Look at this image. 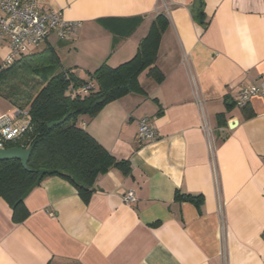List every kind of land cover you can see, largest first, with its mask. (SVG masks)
Segmentation results:
<instances>
[{
	"label": "crops",
	"instance_id": "crops-1",
	"mask_svg": "<svg viewBox=\"0 0 264 264\" xmlns=\"http://www.w3.org/2000/svg\"><path fill=\"white\" fill-rule=\"evenodd\" d=\"M194 1L38 0L79 26L70 40L50 36L35 52L54 49L83 80L132 59L163 14L155 67L164 79L144 72L143 94L78 119L128 161L127 175L98 176L87 203L66 180L48 177L24 199L29 215L19 224L0 199V264H264V100L235 105L240 89L264 82V0H201L205 25L193 17ZM6 54L2 43L0 62ZM0 105V117L16 116L6 100ZM143 118L156 140H137ZM183 195L202 202L176 198Z\"/></svg>",
	"mask_w": 264,
	"mask_h": 264
},
{
	"label": "trees",
	"instance_id": "trees-1",
	"mask_svg": "<svg viewBox=\"0 0 264 264\" xmlns=\"http://www.w3.org/2000/svg\"><path fill=\"white\" fill-rule=\"evenodd\" d=\"M201 5V0H195L191 9L194 19L205 25ZM140 23L141 18H137L134 28ZM167 28V18L158 15L132 59L115 68L103 64L88 74V80L64 69L51 48L31 52L0 68V97L16 110L25 111L28 122L27 130L6 142L5 147L33 146L26 169L18 160H0V199L11 208L15 224L22 223L29 215L24 199L48 177L66 180L87 203L98 176L110 169L129 173L128 161L111 156L79 125L78 119L81 116L92 119L106 105L129 94H143L138 77L144 72L155 83L162 82L164 76L155 62ZM87 85L93 88L81 94L79 90ZM67 115L63 123L47 127ZM176 198L197 207L202 202L200 196Z\"/></svg>",
	"mask_w": 264,
	"mask_h": 264
},
{
	"label": "built area",
	"instance_id": "built-area-1",
	"mask_svg": "<svg viewBox=\"0 0 264 264\" xmlns=\"http://www.w3.org/2000/svg\"><path fill=\"white\" fill-rule=\"evenodd\" d=\"M78 26L76 22L65 21L60 12L40 9L38 0H0V45H7V54L2 58L0 68L35 51L50 36L62 41L70 40ZM92 88V85H87L79 92L87 94ZM256 96L264 100V82L240 89L235 105L244 108ZM15 115L0 117V149H5L6 142L17 139L28 128L27 113L17 110ZM16 119L20 122L17 123ZM157 137L150 120L141 119L137 128V140L149 142ZM123 199L126 204H133L134 192L127 191Z\"/></svg>",
	"mask_w": 264,
	"mask_h": 264
},
{
	"label": "water",
	"instance_id": "water-1",
	"mask_svg": "<svg viewBox=\"0 0 264 264\" xmlns=\"http://www.w3.org/2000/svg\"><path fill=\"white\" fill-rule=\"evenodd\" d=\"M68 117L69 116L67 115L59 121L49 123L47 124V127L51 128L53 126H57L63 123ZM32 149L33 146L29 147L28 149H23L18 147L0 149V160H18L20 161L22 167L26 169L27 162L32 152Z\"/></svg>",
	"mask_w": 264,
	"mask_h": 264
},
{
	"label": "rangeland",
	"instance_id": "rangeland-1",
	"mask_svg": "<svg viewBox=\"0 0 264 264\" xmlns=\"http://www.w3.org/2000/svg\"><path fill=\"white\" fill-rule=\"evenodd\" d=\"M61 55H62V57H65L64 53H61ZM2 102H3V99H1V97H0V103H2ZM1 107H2V105H0V110L2 109Z\"/></svg>",
	"mask_w": 264,
	"mask_h": 264
}]
</instances>
